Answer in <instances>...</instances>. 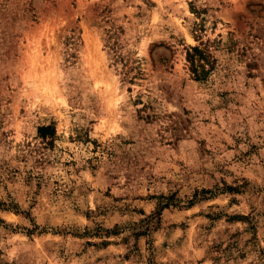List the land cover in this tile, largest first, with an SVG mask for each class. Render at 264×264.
<instances>
[{
  "label": "rangeland",
  "instance_id": "rangeland-1",
  "mask_svg": "<svg viewBox=\"0 0 264 264\" xmlns=\"http://www.w3.org/2000/svg\"><path fill=\"white\" fill-rule=\"evenodd\" d=\"M0 264H264V0H0Z\"/></svg>",
  "mask_w": 264,
  "mask_h": 264
},
{
  "label": "trees",
  "instance_id": "trees-1",
  "mask_svg": "<svg viewBox=\"0 0 264 264\" xmlns=\"http://www.w3.org/2000/svg\"><path fill=\"white\" fill-rule=\"evenodd\" d=\"M186 61L189 65V72L191 73L193 79L197 82H205L209 77L210 72L213 70L214 60L212 56L207 52L206 49L201 48L200 46L189 47L186 50ZM37 132L40 138H45L46 133L54 134L55 128L51 125L41 126L37 129ZM210 193V191H201L199 194L196 192L193 196V199L189 201L188 207H191L197 201L201 200V198L198 199L199 196L203 197L202 199H204V195H210ZM158 206V215H160V212L164 208L168 207L167 203Z\"/></svg>",
  "mask_w": 264,
  "mask_h": 264
}]
</instances>
